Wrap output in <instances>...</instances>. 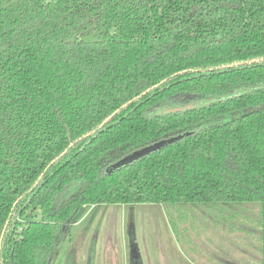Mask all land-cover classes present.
Segmentation results:
<instances>
[{
    "label": "trees",
    "instance_id": "1",
    "mask_svg": "<svg viewBox=\"0 0 264 264\" xmlns=\"http://www.w3.org/2000/svg\"><path fill=\"white\" fill-rule=\"evenodd\" d=\"M110 204L161 205L194 264H264V0H0V264Z\"/></svg>",
    "mask_w": 264,
    "mask_h": 264
},
{
    "label": "rangeland",
    "instance_id": "2",
    "mask_svg": "<svg viewBox=\"0 0 264 264\" xmlns=\"http://www.w3.org/2000/svg\"><path fill=\"white\" fill-rule=\"evenodd\" d=\"M168 234L158 204H134L125 207L103 205L93 229L80 238L87 236L89 240L88 264H93L95 251L102 252L108 261L120 258L122 252H126L128 264H153L154 260L156 263H165L166 253L172 247ZM67 236L59 245L51 264L62 263L67 248ZM234 253L239 260L250 262L248 256ZM113 256L116 257L111 259ZM118 263L115 261L112 264Z\"/></svg>",
    "mask_w": 264,
    "mask_h": 264
},
{
    "label": "crops",
    "instance_id": "3",
    "mask_svg": "<svg viewBox=\"0 0 264 264\" xmlns=\"http://www.w3.org/2000/svg\"><path fill=\"white\" fill-rule=\"evenodd\" d=\"M109 206L125 207V206H129V205L110 204ZM161 207L162 206L160 205V209L162 210L163 217H164L165 223H166L167 228H168V232H169L168 237H170V239H171L172 247H171L170 251H168L166 253L167 258H166L165 263H156V261L154 260L153 264H194L184 255L181 248L179 247V244L177 243V241H176V239H175V237L171 231V228L168 224L165 211H164L163 207L162 208ZM100 208H99V210H98V212H97V214H96V216H95V218H94V220H93V222H92V224H91V226L87 232L79 233L73 239H70V237L67 236L68 237L67 244H66L67 248H66V253L63 257V261H64L66 254L69 252H72L73 256H74L75 264H88L87 252H88V247H89L88 246L89 240H88L87 236L85 238H80V237L82 235H85V234L88 235L89 232L93 229L96 218L98 217V213L100 212ZM115 257L116 256H113V257H111V259H114ZM172 257H173V260H172ZM120 258H117L116 260L108 261L106 259L105 255L102 254V252L97 251V253H96V251H95L94 258H93L92 262H93V264H109V262L112 264L113 262L118 261L119 262L118 264H128L126 252H122V255ZM63 261H62V263H63Z\"/></svg>",
    "mask_w": 264,
    "mask_h": 264
},
{
    "label": "water",
    "instance_id": "4",
    "mask_svg": "<svg viewBox=\"0 0 264 264\" xmlns=\"http://www.w3.org/2000/svg\"><path fill=\"white\" fill-rule=\"evenodd\" d=\"M174 140H176V138H171V139H167V140H162L159 141L153 145L141 148L139 150H136L128 155H126L125 157L121 158L119 161L113 163L112 165H110L108 167V171H114L122 166H125L155 150H158L159 148L165 146L166 144H169L171 142H173Z\"/></svg>",
    "mask_w": 264,
    "mask_h": 264
}]
</instances>
